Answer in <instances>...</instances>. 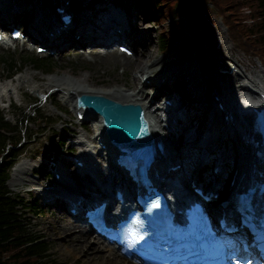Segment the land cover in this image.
Segmentation results:
<instances>
[{
    "label": "rangeland",
    "instance_id": "1",
    "mask_svg": "<svg viewBox=\"0 0 264 264\" xmlns=\"http://www.w3.org/2000/svg\"><path fill=\"white\" fill-rule=\"evenodd\" d=\"M8 2L10 3L8 8L4 10L5 12L17 6L21 8L19 11L23 10L22 14H28L31 17L26 18L27 16H24V19L19 18V20H13V22H16L15 24H20L21 27H24V23H26V21L32 20L34 23H37L38 20L36 17L39 14L41 15L43 13L45 14V12H50L52 10L54 0H8ZM87 2H89V4L86 5L87 10L85 12L87 17L91 19L94 24L97 23L96 21L99 22L100 18L102 23H104L103 18H105V22L107 23L109 16L111 14L114 15L115 12L116 18H118L120 14L123 17L125 16L129 23L131 20L130 11L134 10L133 16L136 18H132L133 21H135V19H140L143 28L149 31L150 38L145 44L144 41H139V37L134 31L125 35L126 38H129L130 42L136 49V54H131L132 57L130 58H134L141 51L147 52V50L150 51L149 53L153 54L148 61H151L153 56H165V58L157 64V67H155L153 71L149 72L151 76L156 78V80H158L157 77L160 72L169 64H175L177 67L180 64L184 65L183 68L181 67L179 69L178 67V76L180 75L181 79L179 80L175 78L176 81L174 86L177 87V89L173 88V92L172 89L165 86V92L160 94L158 97V104L160 106L163 104L164 97L167 94H171V92L176 102L178 89H185V87L188 86V82L192 84L194 73H200L202 63L198 57L193 59L194 54L198 53L197 48L199 46H203L206 51L208 46H212V53L216 56H218L220 51L224 49L227 54L226 59L234 62L239 69L242 70L243 76L245 74V82L251 84V81L249 80H253L254 83L260 85V87H264V64L259 61V58H257L256 63L251 64L248 62L246 57L242 56L234 48H232L227 28L222 20L223 16L218 13L213 14L207 7L200 8L197 4H193L189 8L183 0H179L178 6L183 14L181 16L166 14V16L160 20L157 17V7L152 3V0H116V2L115 0H87ZM72 3L73 7L76 9V13L78 11L79 15L81 13L84 14L85 8L82 7L85 6V2L81 4L80 0H72ZM192 10H194L197 17L193 15ZM1 13L2 12H0V17ZM116 18L110 19L112 22L111 24H113ZM198 19H200V21ZM48 20L49 18L45 15L39 29L36 30L37 35L34 34L33 36L36 40L35 43L42 44V40L45 39L46 32L49 31V25H45ZM175 22L181 23L182 33L167 49H163L161 48L160 42L161 30L165 28L169 33ZM28 27L32 26L29 24ZM77 27L78 25L68 32L71 35L75 34L74 36H76L77 32L81 35V29ZM111 28L112 30L115 29L113 25ZM76 29H79V31ZM82 43V46L61 49L56 54L50 53L49 49L46 51H38L36 44L29 46L28 41L24 40L11 41V44L0 43V56L16 55L24 57L29 53L37 55H51L54 63V67L51 69L52 71H45L42 68L36 67L32 61H27L12 75H8L7 67L4 66L3 63H0V85L5 82L12 87L5 93L0 92V108L5 112L6 116L10 119H15L16 113L14 110L16 106L20 107H17L16 109L20 112V115L23 112L28 115H33L35 113L32 110L36 106L40 107L42 111L55 118V122L45 124L44 126L28 123V126H30L31 137L29 139L23 138L24 144L21 147H17L18 155L16 156V161L11 167L10 175L7 179L8 185L12 189L19 191L24 196L25 204L23 206L21 216L28 231L39 233L42 238L48 241L50 248L48 249L49 254L46 258H50L54 261L50 264H88V262L83 260L82 257L90 256L91 248L85 247L81 253L70 252L66 245L67 240L64 238H56V233L53 232L51 227L52 223L57 220H64L68 216L70 213L68 206L73 203L72 199L75 196L68 195L69 193L65 192L66 199L56 197L50 199L52 195L45 196L39 192L37 188H44V190L48 192L53 189V191H55L57 188L66 189V186L63 183L64 179L61 177L59 180L54 175V169H57L59 162H62L65 167L66 172H63L64 176H68L69 179L77 182V185L81 187L82 184H78L77 181L78 178L76 176V171L73 170L75 167L74 161H76L77 156H86L87 154L81 153V150L84 149V144H78L76 141L79 139L81 133L87 132L88 135H86V139L89 145L95 144L98 148L100 147L98 146V141L94 135V129L91 128V125H89L94 122L93 119L86 118L84 120H80L75 113L76 108L72 105L76 103H67L64 100L66 99V96H63L64 92L55 89L56 87L53 86L47 87L45 92H40L37 89L34 90V88H32L29 84H18L19 81L17 80V76L27 72L34 73L37 76H64L68 78H76L78 75H89L88 78L91 85L102 78L104 82L100 83L103 85L111 84L114 86L125 87L128 88L129 91H132L133 88L131 86L128 87L124 84V79L128 78L131 85V79H129L131 77V73L127 65L123 63L122 56L115 59L112 54H108L106 59L99 63V60H95L93 55H96L94 51L97 46L99 48L102 47L99 45H89L93 44V41L91 40H84ZM118 43L113 44L111 47L115 50V52H117V48H119ZM57 45H60V42H58ZM81 50H86V52L82 53ZM145 56L146 55H142L143 60H146ZM242 61H244V63ZM144 73V70L138 71L137 81L139 80L141 84L143 82L142 77L147 75V73ZM182 75L188 76V79H184ZM242 77L239 76V80L242 79ZM201 82L202 78L200 79V77H198L197 81L193 82L191 89L186 94L190 97L194 92V95L197 97L195 98V101L192 99L187 107L179 106L173 113V119L176 121L173 134H175L177 144L180 147L188 148L189 146V141H185L186 139L183 137V133H181V131H185L186 126L189 128H196L197 131H199V135H195V140L199 141V138H203L207 132V129L204 131L202 128H207L212 123L211 119L213 118L210 117V109L212 106L211 101L216 98V94L212 97L211 93L214 92L212 90L207 95L204 93L198 94L195 86H199ZM154 88L155 87L149 88V91L154 92ZM183 108L187 113V117L184 120H180L178 117L179 110H183ZM185 123L186 125H184ZM44 127L46 128L44 129ZM71 134H74V136H69ZM214 140L221 141V136L214 134ZM233 143L234 141L232 139L226 138L221 145V149H225V147H228L229 145L233 146ZM56 146H59L58 149L61 152L55 150ZM240 153H242V151H240ZM96 154L98 155V159L100 158L99 160L102 161V159L106 157V149H101V151ZM170 158H168V160L174 162L172 159L173 157ZM22 160H27L34 164L32 169L30 168L27 170V175L35 178V180L14 183V167L16 162H21ZM195 165H197V163H195ZM202 167L203 165L201 168ZM213 167V162L208 163L207 167L205 168L204 166L200 173L204 176H209L208 172L212 174ZM228 176H230V173ZM226 178L227 175L224 174V179ZM211 179L213 182H216L215 179ZM75 192L81 196V192L83 191L80 188V190L77 189ZM226 194H222L219 190H217L213 197H216L217 199L225 198ZM67 196L70 198H67ZM90 196L91 195L89 194L85 196V198L83 197L84 199L80 202L83 203V201L90 198ZM249 258L252 259L251 263L258 261V259L251 256ZM9 264H17V262L12 261ZM105 264H110V262Z\"/></svg>",
    "mask_w": 264,
    "mask_h": 264
},
{
    "label": "bare ground",
    "instance_id": "2",
    "mask_svg": "<svg viewBox=\"0 0 264 264\" xmlns=\"http://www.w3.org/2000/svg\"><path fill=\"white\" fill-rule=\"evenodd\" d=\"M80 2L81 4L85 2V6L82 7L85 8L84 14L81 13L79 15V12L77 11V16L74 21L72 23H68L66 26H63L64 28H62L60 31H58L56 27L51 26L50 19L45 24L49 25V32H52L46 34V39L51 42L50 48H54L55 53H58L61 49L82 46V42L84 40H91L93 41V44L89 45H99L102 47L99 48L97 46L96 50L94 51L97 56L93 55V58L95 60H99V63L103 62L108 54H112L115 59L122 56L123 63L127 65L131 73V77L129 78L131 79V85L128 78L124 79V84L128 87L131 86L133 88L132 91H129L128 88L114 86L111 84L103 85L100 83L104 82L102 78L91 85V82L88 78L89 75H78L76 78H68L64 76H37L34 73L27 72L17 76V80L19 81L18 84H29L32 88H34V90L37 89L40 92H45V89L49 86L56 87L55 89L64 92L63 96H66V99L64 100L67 103H76L72 105L77 109V95L82 91L101 92L121 101L139 102L144 108V113L148 119L150 130L156 136L155 139L162 135V142L166 141L164 144V150L159 151L161 158H157L158 163L156 166H161V168L163 167L164 169L170 170V172L177 175L178 178L186 179L187 183L188 180L191 182V179H195L197 184L202 185L209 195L211 193H216L217 190H219V192L222 194L227 193L225 196V198H227L226 201H224L225 203L219 202L216 207L217 209L224 207L225 210L230 208L232 201L229 200L231 198L232 191L236 192L238 184L245 185L253 178L254 180H258L262 177L259 170L261 169L264 172V162L259 164L260 168L253 167L255 156L252 153L250 147L254 148L255 145L250 141L246 143L247 138L251 137L255 128V106L258 108L260 105H264V99L261 97L262 95L259 94V91H264V87H260V85L254 83L253 80H249L251 81V85L245 83V74L243 76L242 70L239 69V67L234 62L226 59L227 54L224 49H222L220 54L216 56L212 53V46H208L207 51L204 50L203 46H199L197 48L198 53L194 54L193 59L198 57L202 63V68L200 73H194L192 84L193 82L197 81L198 77H200V79L202 78V82L199 86H195L197 93H204L207 95L212 90L214 92H212L213 94L211 93V96L213 97V95L216 94V98L212 99L211 101L212 106L210 109V117L213 119H211L212 123L209 127L202 128L204 131L207 129V132L203 138H199V141L195 140V135H199V131H197L196 128L194 129L186 126L185 131H181V133H183V137L186 139L185 141H189V146L188 148L180 147L177 144V138L175 137V134H173L174 126L176 125V121L173 119V113L178 109L179 106L187 107L192 99L195 101V98H197L196 95H194V92L190 97L186 95L191 89L192 84L188 82V86L185 87V89H178V92L176 90V102L172 96V92L171 94H167L165 97H171L173 103L166 107L164 106V103L162 106L158 104V97L160 94L165 92V86L172 89L173 92V88L177 89V87L173 85L176 81L175 78L179 80L181 79L180 75L178 76V67L180 69L181 67L183 68L184 65L180 64L177 67L175 64H169L160 72L159 76L157 77L158 80H156V78L151 76L149 72L153 71V69L157 67V64L161 62L165 56H153V59L148 61L153 55L152 53H149V50H147V52L141 51L134 58H130L132 57L131 55H127L120 49L117 48V52H115V50L111 48L117 40L127 39L125 35L131 33V31L135 32V34L139 37V41H144L145 44L147 43V40L150 38V33L148 30L143 28L140 19H135L136 22L133 21L132 18H136L133 16L134 10L130 11L131 20L129 23L126 17H123L119 13L118 18H116L115 12L114 15L111 14L109 16L107 23L105 22V18H103L104 23H102L100 18V21H96L97 23L94 24L92 23V20L87 17L85 12L87 10L86 5L89 4V2H87V0H80ZM0 3L4 4L5 0H0ZM17 8L18 7L16 6L15 9ZM45 15L46 14L44 13L41 15L39 14L36 17L38 22L32 23V27L35 29L33 31L35 35H37L36 30L39 29V26L43 22ZM114 18L116 19L114 20L113 24H111L112 22L110 19ZM13 20H19V18L16 19L14 14L7 19V22H13ZM76 25H78L77 28L81 29V35L77 32L76 36H74L75 34L71 35L68 32L69 30H72L74 27H76ZM112 25L115 27L114 30L111 28ZM79 29L76 30L79 31ZM56 42H60V46L57 45ZM37 45L38 44H36V46ZM81 52L85 53L86 50H81ZM142 55H146V58L144 57L146 60H143ZM139 70H144V72L147 73V77L145 79L142 78V84L139 82V80L137 81ZM239 76H243L242 79L239 80ZM151 87H155L153 89L154 92L149 91V88ZM11 88L12 87L8 83L4 82L0 85V92L5 93ZM219 99L220 101L222 100L223 107L219 106ZM215 103L216 105H214ZM86 109L88 116L94 117L96 115H100L93 110H88L90 108ZM226 112L229 113L228 117L224 116V113ZM178 117L180 120H184L187 117V113L185 112L184 108L183 110H179ZM184 125H186V123ZM236 125H238V127ZM92 126L91 128L94 129L95 137L98 138L100 136V140L106 141L108 145L114 149L115 147L110 143L102 123L95 119L92 123ZM243 127H246L247 129L245 136H242ZM214 134L220 135L221 141L214 140ZM86 135H88L87 132L81 133L79 139L76 142L78 144H84V149L81 150V153H86L87 155H80L78 158H83L87 161V163L91 164L92 160L95 158L93 157L92 159L91 155L99 153L101 148H98L95 144L89 145ZM226 138L232 139L234 141L232 144L233 146L229 145L228 147H225V149H221V145ZM240 151H242V153H240ZM170 157H173L172 159L174 160V163L179 162L180 166L176 169H169L170 162L168 167L167 158ZM96 158H98L97 155ZM211 162L218 164L219 169H213L212 174L208 172L210 176L209 178L208 176L202 175L200 172L204 166L206 168L207 164ZM195 163H197V165H195ZM202 165L203 167L201 168ZM33 167L34 164L27 160L16 162L13 174L14 183L21 181H34L35 178L27 175V170L30 168L32 169ZM57 170L60 172V178L62 177V179H64L63 183L65 184L66 189L57 188L55 191H53V189L48 192L45 191L44 188H37L39 192L45 196L52 195L50 199L55 197L66 199V192L69 193L68 195L75 196L73 197L72 201L78 200L80 198L77 203H81L80 201L89 194L92 198L95 195L104 192L106 189H114V185H109H112L115 182L114 180L116 178V174L114 171H112V168H109L105 165L104 161L100 162L95 167L92 175L85 166H75L73 168V170L76 171L78 184H82L81 187L77 185V182L69 179L68 176H64L63 172L66 171L62 162L58 163ZM244 172H246L245 175ZM229 173L230 176H228ZM224 174L227 175L226 179H224ZM232 177L234 178L233 189L228 192ZM211 178L215 179V185L212 183ZM173 180L174 177H171L168 179V182L171 183ZM220 182L221 185L219 184L220 186L217 187L218 185L216 184ZM80 188L83 191L81 192V196L75 192L77 189L80 190ZM176 192L179 196H182L183 194V191L179 185ZM67 198L70 197L67 196ZM206 200H214V198L209 197ZM51 225L53 232L56 233V238H64L67 240L66 245L70 252L81 253L85 247L91 248L90 256L82 257V259L86 260L88 264H105L107 262H110V264H141L135 257V260L129 257L127 253L119 248V246L103 240L99 235L95 234V230L91 226L80 222L78 218L72 216L70 213L64 220H57ZM235 234L240 237V241L239 245L236 244L235 240L232 241V246L237 250L236 254L244 258L246 253L244 251H240L243 232H235ZM244 261L248 264L252 262V259L246 258ZM251 264L260 263L256 261Z\"/></svg>",
    "mask_w": 264,
    "mask_h": 264
},
{
    "label": "trees",
    "instance_id": "3",
    "mask_svg": "<svg viewBox=\"0 0 264 264\" xmlns=\"http://www.w3.org/2000/svg\"><path fill=\"white\" fill-rule=\"evenodd\" d=\"M183 1L189 8L197 4L200 8L207 7L213 14L222 15L232 48L246 57L249 63H256L259 58L264 64V0ZM178 2L179 0H152L157 7L158 19L162 20L166 14L181 16L183 13ZM192 12L196 16L194 10ZM181 33L180 22H175L169 33L165 28L161 30V48L167 49ZM27 61H32L36 67L45 71H52L54 67L51 55L29 53L24 57L0 56V63L7 67L8 75L15 73ZM17 107L14 110L15 119L8 118L0 108V264H9L12 261L17 264H50L54 261L46 258L50 248L48 241L39 233L28 231L21 216L25 204L24 196L12 189L7 179L18 155L17 147L24 144L23 138L31 137L28 123L44 126L55 122V118L36 106L32 110L35 114L28 115L23 112L20 115ZM58 148L56 146L55 150L61 152Z\"/></svg>",
    "mask_w": 264,
    "mask_h": 264
},
{
    "label": "water",
    "instance_id": "4",
    "mask_svg": "<svg viewBox=\"0 0 264 264\" xmlns=\"http://www.w3.org/2000/svg\"><path fill=\"white\" fill-rule=\"evenodd\" d=\"M77 103L100 112L110 139L120 150L151 138L144 108L139 102L121 101L101 92L82 91Z\"/></svg>",
    "mask_w": 264,
    "mask_h": 264
}]
</instances>
